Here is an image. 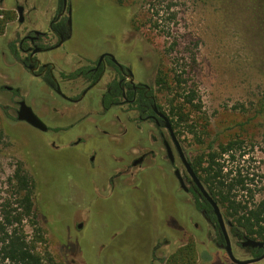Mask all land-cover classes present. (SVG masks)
Segmentation results:
<instances>
[{"label":"rangeland","instance_id":"1","mask_svg":"<svg viewBox=\"0 0 264 264\" xmlns=\"http://www.w3.org/2000/svg\"><path fill=\"white\" fill-rule=\"evenodd\" d=\"M37 1L0 4V204L13 199L8 178L21 166L35 181L36 225L26 220L25 231L34 239L40 228L37 249L49 253L54 264H235L216 245L215 229L195 199L179 187L173 171L185 170L165 127L139 122L129 109L103 111L98 89L107 77L85 101L72 104L4 58L2 50L18 40L23 28L47 29L56 0ZM74 1V26L85 23L89 12L91 23L84 29L91 33L74 29L63 53L51 54L57 68L69 72L102 52L112 53L136 81L149 86L170 121L171 109H182L183 121L173 131L190 162L229 140L241 141L235 161L222 157L219 162L227 169L241 168L253 179L250 189L262 193L264 0ZM17 4L26 8L22 24ZM159 76L171 87L176 77L183 79L197 107L158 84ZM77 84L60 80L70 97L80 93ZM20 98L51 131L15 119ZM163 138L172 146L174 165ZM142 154L145 160L134 163ZM229 236L233 256L251 258ZM186 248L190 254L183 257Z\"/></svg>","mask_w":264,"mask_h":264},{"label":"flooded vegetation","instance_id":"2","mask_svg":"<svg viewBox=\"0 0 264 264\" xmlns=\"http://www.w3.org/2000/svg\"><path fill=\"white\" fill-rule=\"evenodd\" d=\"M4 1L6 0H0V4H2ZM24 2H27V0H24ZM33 2L34 4H37V2L39 1L33 0ZM85 4L86 6H88V8H90V10H92V6H93L92 3L87 1ZM32 7L33 8L31 9L33 10L36 9V5H32ZM20 8H22L21 15L19 14ZM15 9L18 15V22L20 24L24 23L25 21L24 14H26L25 6L17 4ZM74 13H75L74 0H56L54 6L50 11V17L48 20L47 29L45 31L29 28V26H27V28L26 27L23 28L22 33L17 34V37H19L18 40L9 42L7 46L2 50L1 54L8 61H13L15 62V64L20 65L24 70L30 73L35 79H38L41 83L46 85L51 92L55 93L66 102L72 104H81L83 101H85L86 98L90 97V93L92 92V90L97 86H99L101 82L104 80V78L107 77L108 82L105 84L103 88L98 89L99 90L98 102H99V106L103 109V111H108L115 107H118L119 109H129L135 112L137 116L136 119L137 121L148 122L151 125H154L156 128L164 127V123L162 119L156 114L154 110V105L157 106L158 110L160 111L162 110L157 105L149 86L140 81H136L135 75L132 72V70L125 64L124 61L115 57L112 53L108 51L102 52L95 61L93 62L85 61L86 65L79 67L76 66L75 69L69 72L63 71L61 67L57 68L56 65L57 61L52 60L51 54L55 53L56 51L62 54L63 50L65 49V46H67V44L72 40V35L74 33L73 31H75L74 29L77 27L78 31L81 30L86 31L84 27L87 28L89 23H91L90 20L91 13L89 14L88 12V17L86 22L84 23L82 21L81 24L78 22L79 26L75 27L74 18H73ZM20 18H22V21H19ZM89 29H87L86 31L87 33L89 32ZM71 73H76V75L72 78H68L67 75ZM61 79L72 82L77 81V83L79 82V84H77L76 87L81 88L80 93L75 97H70L66 95L61 89V85H60ZM113 84L117 85V88H113ZM2 88L11 91L14 94L17 91L16 88L10 86H3ZM92 99H89L88 106L91 105ZM22 100L25 101L22 98H20V100H15V103L17 105V108L15 109L16 116L19 107V102ZM141 106L145 107L143 111L138 109V107ZM32 110L38 116V114L34 111L33 108ZM16 116L15 119L17 120ZM18 122H23V121H18ZM23 123H25L34 130H39L37 128L32 127L26 122ZM49 131H51V129L47 126V130L41 132L47 133ZM79 141L80 140L78 139L77 143ZM162 141L165 147L167 159L172 165H174L175 158L173 159V161L170 160L166 149L167 147L165 145V139L163 138ZM150 153H153V151H150ZM146 156H147L146 154H142L138 160L134 161V163L143 162ZM93 158L94 157L92 156L90 160L92 161ZM180 175L182 177V181L184 182L186 188L188 189L187 191L183 189V191L186 193H190L193 198L195 194L201 197L191 177L186 172L184 174L180 173ZM177 182L179 184V187L182 188L178 179ZM198 210L205 219V221L211 223L215 230L216 228H218V230L220 231L216 221L215 223H212L210 220L206 218L205 210H201V209ZM229 225L230 223L227 222L226 224L227 228H229ZM78 228H81V224H78ZM243 238L241 240H238L236 238L235 239L237 240L239 246L251 256V258L249 259L258 258L264 254V247L249 248V247L241 246V242ZM216 245L218 244L216 243ZM222 246L224 248V244H222ZM251 249L255 250L258 253V255L253 256L250 253ZM262 260H264V257L253 263H257Z\"/></svg>","mask_w":264,"mask_h":264},{"label":"trees","instance_id":"3","mask_svg":"<svg viewBox=\"0 0 264 264\" xmlns=\"http://www.w3.org/2000/svg\"><path fill=\"white\" fill-rule=\"evenodd\" d=\"M75 75L76 73H71L67 77L72 78ZM173 81L176 87H171V83L164 81L161 76L158 77L157 83L167 86L168 90L173 88L179 96L178 100L181 99L183 104L197 107L193 104L194 91L186 92L181 85L184 80L176 77ZM113 88H117V85L113 84ZM138 109L143 111L145 107ZM175 110L171 109V115L174 116L171 120L173 129L180 126L184 117L181 108ZM241 147V141L229 140L218 145L217 149L203 154V157L200 156L191 162V165L205 189L220 206L224 218L230 223L229 234L238 240L246 236L264 243V189L257 196L249 187L253 179L248 177V174H243L237 166L227 169L219 162L222 157H226L225 160L229 162L235 161V153ZM8 185L13 199H4L0 204V264H54V259L49 253H41L37 249L36 243L40 241V237H36V234L40 228H35L34 239L29 238L25 231L26 220L32 227L36 225L33 177L18 166L8 178ZM194 198L196 207L205 210L206 218L215 223L210 205L205 199L196 194ZM215 235L216 243L223 248L224 240L218 228ZM250 253L253 256L258 255L253 249ZM189 254L190 248H186L182 253L183 257Z\"/></svg>","mask_w":264,"mask_h":264},{"label":"water","instance_id":"4","mask_svg":"<svg viewBox=\"0 0 264 264\" xmlns=\"http://www.w3.org/2000/svg\"><path fill=\"white\" fill-rule=\"evenodd\" d=\"M21 10H22V8H20V11H19L20 15H21ZM19 21H22V18H20ZM154 110H155L156 114L162 119V121L164 123V127L167 129V131L169 133L171 141H172L174 148L178 154V157L181 160V163L185 169V172L191 177V179H192L193 183L195 184V186H196L199 194L201 195V197L204 198L208 202V204L210 205L211 211H212L214 218H215V221H216V223H217V225L221 231V234L223 236V239H224V249H225L228 257L230 258V260L236 264H250V263L256 262V261L260 260L261 258H263L264 254L258 258L242 261V260L236 259L233 256L230 236H229L228 231L226 229V223H225L222 211L220 209V206L210 196V194L208 193V191L205 189L204 185L201 183L200 179L198 178L197 174L194 172L192 165H191V162L185 157V155L182 151V148H181L178 140L176 139V136H175L173 128H172V124H171L168 116L166 114H164L162 111L158 110L156 105H154ZM16 118L18 121L26 122L29 125H31L32 127L37 128L41 131L47 130L46 124L33 112L32 108L30 106H28L26 104V102L23 100L19 102V107L17 110ZM165 145L167 147L166 149L168 152V157L170 158L171 161H173L174 154H173L172 146L169 143H167L166 141H165ZM174 174H175L176 178L178 179L182 189L187 191L188 189L186 188L184 182L182 181L180 171L178 169H176L174 171ZM241 246L249 247V248H262V247H264V243L262 241L255 240V239H252V238L245 236L241 242Z\"/></svg>","mask_w":264,"mask_h":264}]
</instances>
